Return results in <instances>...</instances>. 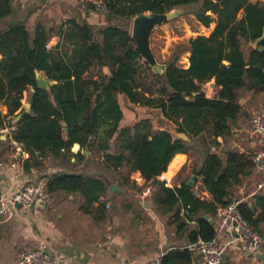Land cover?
Returning <instances> with one entry per match:
<instances>
[{"label": "trees", "instance_id": "trees-1", "mask_svg": "<svg viewBox=\"0 0 264 264\" xmlns=\"http://www.w3.org/2000/svg\"><path fill=\"white\" fill-rule=\"evenodd\" d=\"M13 1L0 0V105L5 107L0 110V129L15 123L10 139L28 154L23 170L41 168L47 157L61 163L70 157L84 159L81 152H70L77 143L81 150L101 155L103 167L110 172H139L152 187L155 209L169 216L178 232L195 220L190 242L212 239L216 228L203 214L214 217L216 208L233 200L231 190L254 169L253 154L225 152L222 147L242 112L238 92H264V50L252 46L264 31V2L105 0L109 23L95 34L87 22L75 19L56 29L39 20L29 29L25 20L15 17ZM177 8L188 9L205 28L213 27L208 35L198 34L178 45L163 72H154L134 51L128 23L140 13ZM55 35L61 42L50 47ZM181 52H188L187 67L178 63ZM36 70L54 83L47 89L39 86ZM211 79L217 95L207 98L201 85ZM26 91L31 103L28 112L22 103ZM119 95L130 103L158 109L176 133L187 134L190 141L154 129L148 118L120 128L124 114ZM190 150L202 154L193 172L201 177L210 200L186 184L172 188L158 179L175 153ZM222 152L224 158L219 156ZM107 184L105 177L55 171L45 189L49 195L78 194L81 211L100 221L106 219L107 209L98 201L105 196ZM238 209L260 232L264 197L240 202ZM192 260L187 249L173 248L165 252L162 264H192Z\"/></svg>", "mask_w": 264, "mask_h": 264}, {"label": "crops", "instance_id": "crops-1", "mask_svg": "<svg viewBox=\"0 0 264 264\" xmlns=\"http://www.w3.org/2000/svg\"><path fill=\"white\" fill-rule=\"evenodd\" d=\"M260 1L264 2V0ZM11 5L16 11L15 17L18 20H26L32 16L34 20L35 13L38 14L40 9L47 6L56 16L54 20L56 27L49 25L50 21H53L51 14H47V19H44L46 11H43L40 17L45 22H49L48 25L54 29L69 19L86 21L90 26L104 24L88 6L77 4L72 0H14ZM212 27L213 25L209 30L206 29L207 32H203V35H208ZM55 37L57 38L55 43L50 40L51 46L61 42L57 35ZM187 66L188 60L185 67ZM217 90L213 79L201 85V91L207 98L215 97ZM24 95L25 100L28 99V95L26 93ZM119 97L127 100L123 95ZM130 104L133 109L128 112L122 110L124 118L120 121V128L148 118L154 129L166 130L173 137H177L175 126L167 121L158 109L129 102ZM238 104L242 112L231 126V134L226 137L222 148L225 152L233 150L253 154L264 146V138L253 133L250 126L253 112L264 111V92L253 94L241 90L238 92ZM0 139L15 147L10 135L3 134ZM3 147L0 148L1 190L11 191L21 182H41L45 185L48 176L55 171L84 173L97 178L105 177L108 182L107 192L102 199L110 203L108 209L111 208L110 211L113 212L107 211L106 219L99 221L81 211V198L78 194H66L61 191L48 194L49 200L45 207L33 209L15 207L11 214L0 220V264H16L19 253L37 248L41 244L50 254H57L65 261L78 264H143L161 251L183 248L191 243L190 234L197 228L195 220L188 221L186 228L178 232L176 226L169 221V216H162L153 203L150 209L142 206V202L147 199L140 198L139 192L145 181L139 172H132L129 175L126 169L110 172L103 167L101 155L81 150L79 144L75 143L70 152L73 154L81 152L84 159L70 157L68 162L61 163L47 157L43 160L41 168L32 167L30 172L26 173L23 170V162L28 156L23 157L22 168L15 169L11 166L14 162L13 152L5 149L2 153ZM111 148L109 152L113 153V147ZM222 157H225L223 152ZM174 160L176 162L173 172L170 178H165L163 174L168 173L170 163ZM201 160L202 154L199 155L194 150H190L189 154L175 153L166 171L161 174L163 180L159 178L160 176L158 179L166 182L167 187L179 188L182 184H186L192 175H196L193 172V168L196 167L194 164L195 162L197 165L200 164ZM261 180V174L254 168L250 175L243 178L241 183L231 190V198L243 202L252 200L255 196L264 197V187L258 188ZM110 186L115 187L111 189ZM192 190L202 199H211L203 189L202 179L199 176ZM114 202L116 210L113 208ZM204 215H208L213 220V225H216L215 217ZM259 228L261 235L264 236V222ZM106 233L111 234L109 239L105 238ZM219 246L223 254L222 264H264V245L253 254H244L235 242H228L221 237ZM192 264H203L199 255L193 254Z\"/></svg>", "mask_w": 264, "mask_h": 264}, {"label": "built area", "instance_id": "built-area-1", "mask_svg": "<svg viewBox=\"0 0 264 264\" xmlns=\"http://www.w3.org/2000/svg\"><path fill=\"white\" fill-rule=\"evenodd\" d=\"M36 1V0H26ZM73 2L88 6L91 12L98 18H105L109 14V8L105 0H72ZM251 130L253 133L261 135L264 138V111H255L251 117ZM15 129V123H11L0 129V133L10 135ZM14 152L12 167L22 168L21 164L24 156L28 154L23 150L21 145L14 142ZM215 151V147L211 146ZM254 168L261 174L262 180L258 188L264 187V146L255 151L252 155ZM159 177V176H158ZM161 180L162 175L159 177ZM166 183V182H165ZM141 199H149L152 195L150 183H145L140 192ZM49 195L45 185L41 182H21L15 189L4 191L0 189V220L11 214L15 207L23 209H33L45 207L48 203ZM98 203H104L106 209L109 204L102 198ZM97 203V204H98ZM240 201L232 200L224 206H218L215 211L216 231L212 239L204 241L197 239L195 242L188 243L183 248L192 254L200 256L203 264H222L223 254L219 246V238H224L228 242H235L239 250L244 254H253L264 245V236L256 231L241 215L238 205ZM110 233L105 234L109 239ZM166 251H161L152 258L146 260L143 264H162V258ZM16 264H78L68 262L57 254L47 252L44 245L34 249H29L19 253Z\"/></svg>", "mask_w": 264, "mask_h": 264}, {"label": "rangeland", "instance_id": "rangeland-1", "mask_svg": "<svg viewBox=\"0 0 264 264\" xmlns=\"http://www.w3.org/2000/svg\"><path fill=\"white\" fill-rule=\"evenodd\" d=\"M39 11L40 12H38V14L35 13L34 20H33V16L25 20L27 27L29 29H32L34 24L40 19L43 23L48 25L49 22H45L44 19H47V14H51L53 21H50L49 25L55 28L57 24H56V21H54L56 19V16L53 15L54 12L47 6L44 9H40ZM43 11H46L44 12L45 14V17H43L44 19L40 17L42 16ZM172 12H176L177 15L174 18L169 19L168 21L155 27L150 37L151 50L155 58L160 64H165V62L171 57L172 53L174 52V50L177 48L178 45L186 43L187 40L191 37H194L198 34H203V32H207L206 29L209 30V28L212 26L211 25L209 28H205L204 26L199 24L194 19L192 12H190L188 9L177 8V9L172 10ZM109 18H110L109 16L105 18H99V20L102 21V23L104 24L100 26L99 25L91 26L95 34L101 28V26L103 27L107 25V23H109ZM81 22H86V21H81ZM128 24L131 30L132 20ZM56 40L57 38L55 36L51 38V41H53L54 43L56 42ZM48 44L51 47V42H49ZM187 55H188V52H181L179 56L178 63L184 67L187 64ZM25 93L28 95V91H26ZM25 97L26 96L24 95V98L22 100L23 108L26 102H28L26 101L27 99L25 100ZM119 103L124 112H128V110L133 109L132 108L133 106L131 104L129 105L128 100H125V99L122 100V98L119 97ZM0 110L5 111V107L0 105ZM1 135H3V133H0V136ZM203 137L205 140L209 139L208 134H204ZM0 141H3V139H0ZM0 144H1L0 148L1 146H4L1 150L2 153L5 152V149H8V150L10 149V152H14V148L8 145L5 141H3ZM113 208L116 210L115 202H114ZM110 209H108L107 211H110ZM112 212L113 211L111 210L109 213H112ZM259 233L261 234V231Z\"/></svg>", "mask_w": 264, "mask_h": 264}, {"label": "water", "instance_id": "water-1", "mask_svg": "<svg viewBox=\"0 0 264 264\" xmlns=\"http://www.w3.org/2000/svg\"><path fill=\"white\" fill-rule=\"evenodd\" d=\"M12 3V2H11ZM177 15L176 12H166V13H154V12H144L136 15L132 19L131 25V37L135 42L134 51H136L140 57L148 64V66L154 72H163L166 65L160 64L155 58L151 46H150V37L153 29L158 25L168 21L169 19L174 18ZM252 46L259 51L264 50V31L260 37H258L252 43ZM35 76L37 79V84L45 89L54 83V81L47 80L44 74L38 70L35 71ZM31 103L27 102L24 106L26 112L30 111ZM20 118V114L17 115L16 120ZM177 137L182 138L186 141H189L190 138L185 133H178ZM86 153V151H85ZM222 157V153L219 154ZM198 179L197 175H192L190 179L186 182V185L193 187L194 182ZM115 186H110L113 189ZM152 199L149 198L142 202V206L150 209L152 207ZM205 219L209 220L210 224H214L213 220L208 216H203Z\"/></svg>", "mask_w": 264, "mask_h": 264}, {"label": "bare ground", "instance_id": "bare-ground-1", "mask_svg": "<svg viewBox=\"0 0 264 264\" xmlns=\"http://www.w3.org/2000/svg\"><path fill=\"white\" fill-rule=\"evenodd\" d=\"M175 160L174 161H172L171 163H170V167H169V171H168V173H164L163 174V176L165 177V178H170V176H171V173L173 172V169H174V166H175Z\"/></svg>", "mask_w": 264, "mask_h": 264}]
</instances>
